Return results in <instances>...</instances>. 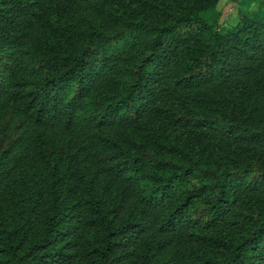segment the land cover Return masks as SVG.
<instances>
[{"label": "trees", "instance_id": "trees-1", "mask_svg": "<svg viewBox=\"0 0 264 264\" xmlns=\"http://www.w3.org/2000/svg\"><path fill=\"white\" fill-rule=\"evenodd\" d=\"M218 2L0 0V264H264V14Z\"/></svg>", "mask_w": 264, "mask_h": 264}, {"label": "rangeland", "instance_id": "rangeland-1", "mask_svg": "<svg viewBox=\"0 0 264 264\" xmlns=\"http://www.w3.org/2000/svg\"><path fill=\"white\" fill-rule=\"evenodd\" d=\"M261 1L262 0H256L255 6H260L261 5ZM233 3H238V0H232L231 2H226L225 0H219L218 4L210 12V14L212 16L213 15H219V19H220V16H221L223 21H227L229 19H233L235 17V15L237 14V11H238L237 7H235V9L233 11L231 10L232 8H234ZM263 7H264V5H263Z\"/></svg>", "mask_w": 264, "mask_h": 264}, {"label": "crops", "instance_id": "crops-1", "mask_svg": "<svg viewBox=\"0 0 264 264\" xmlns=\"http://www.w3.org/2000/svg\"><path fill=\"white\" fill-rule=\"evenodd\" d=\"M226 2H231L232 0H225ZM256 0H238V3H233L234 8L231 10L233 11L235 7L242 10L243 12L251 13L254 11H258L259 14H264V7L262 6H255ZM255 7V8H254ZM227 15V14H226ZM223 19L220 16V22H222Z\"/></svg>", "mask_w": 264, "mask_h": 264}]
</instances>
